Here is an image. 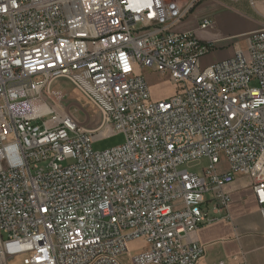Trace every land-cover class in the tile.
<instances>
[{
    "label": "built area",
    "instance_id": "obj_1",
    "mask_svg": "<svg viewBox=\"0 0 264 264\" xmlns=\"http://www.w3.org/2000/svg\"><path fill=\"white\" fill-rule=\"evenodd\" d=\"M207 1L0 0V264H199L207 247L191 236L229 212L238 174L264 226V15L239 38L202 39L211 18L178 31ZM138 69L176 94L153 101ZM59 80L96 107L100 128L49 104ZM119 134L122 145L94 150ZM203 160L202 174L182 169ZM138 239L149 249L129 258Z\"/></svg>",
    "mask_w": 264,
    "mask_h": 264
},
{
    "label": "crops",
    "instance_id": "obj_2",
    "mask_svg": "<svg viewBox=\"0 0 264 264\" xmlns=\"http://www.w3.org/2000/svg\"><path fill=\"white\" fill-rule=\"evenodd\" d=\"M249 8L247 0L239 3L230 0L207 1L198 6L177 30L194 31L202 19L211 18L216 24L215 31H207L203 37L200 35L202 39L239 38L256 30L262 22L254 14L246 15L252 12ZM254 11L260 16L264 15V11L258 8ZM241 44V39L222 43L202 59V65L210 66L233 57ZM227 190L233 197L229 212L220 213L219 222L203 226L191 236L207 247V253L199 264H264V226L252 192V180L238 174ZM226 214L230 216V221L225 218Z\"/></svg>",
    "mask_w": 264,
    "mask_h": 264
},
{
    "label": "rangeland",
    "instance_id": "obj_3",
    "mask_svg": "<svg viewBox=\"0 0 264 264\" xmlns=\"http://www.w3.org/2000/svg\"><path fill=\"white\" fill-rule=\"evenodd\" d=\"M183 3H187L189 0H180ZM257 8L261 11L263 6L258 4ZM250 14L246 15H255L258 18H262L258 15L252 7L249 8ZM205 32L200 33L203 37ZM241 48H244L245 39H241ZM236 44L239 45L238 41ZM137 73L144 76L147 80L150 89L151 97L153 101H162L170 98L176 94L178 87L170 81L169 77H163L159 73L151 69H138ZM46 99L51 106L62 111V113L70 114L74 119L79 123V125L85 130H96L101 127L103 124V117L99 111L91 103H89L74 87L66 80H59L54 83L50 93L46 95ZM125 142V136L122 134L116 135L107 140H102L96 142L93 146L95 151H106L117 146L122 145ZM208 163L203 160L202 162L194 163L191 165L184 166L182 169H186L192 173H201L203 169L207 168ZM227 169V163L222 161L219 165V170L224 172ZM149 249V245L144 239H138L132 241L128 245L127 256L132 258L138 254L143 253ZM23 257H18L11 264H23Z\"/></svg>",
    "mask_w": 264,
    "mask_h": 264
},
{
    "label": "bare ground",
    "instance_id": "obj_4",
    "mask_svg": "<svg viewBox=\"0 0 264 264\" xmlns=\"http://www.w3.org/2000/svg\"><path fill=\"white\" fill-rule=\"evenodd\" d=\"M131 1H133V0H131ZM134 1H136V0H134ZM46 111H48V110H46L44 108H43V110H40V112H46Z\"/></svg>",
    "mask_w": 264,
    "mask_h": 264
}]
</instances>
